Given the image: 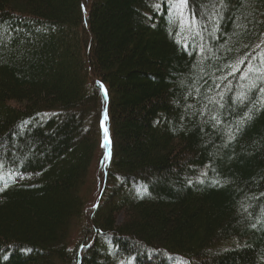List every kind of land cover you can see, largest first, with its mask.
Segmentation results:
<instances>
[{"label": "trees", "instance_id": "obj_1", "mask_svg": "<svg viewBox=\"0 0 264 264\" xmlns=\"http://www.w3.org/2000/svg\"><path fill=\"white\" fill-rule=\"evenodd\" d=\"M0 189V264H264V0H0Z\"/></svg>", "mask_w": 264, "mask_h": 264}, {"label": "rangeland", "instance_id": "obj_2", "mask_svg": "<svg viewBox=\"0 0 264 264\" xmlns=\"http://www.w3.org/2000/svg\"><path fill=\"white\" fill-rule=\"evenodd\" d=\"M99 154V150H97V152L95 153V159L97 160V156ZM96 160H94V163H93V167H92V170H90V173H89V178H88V182L87 184L91 185V190L93 189V184L96 185V182H97V175H98V170L96 168ZM10 178L12 179V181L14 182H20V181H26L28 179H30V176H26V175H21V174H16V175H12L10 176ZM93 194V193H92ZM95 194V193H94ZM93 194V195H94ZM89 195V194H88ZM118 220L120 221L121 218L119 217Z\"/></svg>", "mask_w": 264, "mask_h": 264}, {"label": "snow or ice", "instance_id": "obj_3", "mask_svg": "<svg viewBox=\"0 0 264 264\" xmlns=\"http://www.w3.org/2000/svg\"><path fill=\"white\" fill-rule=\"evenodd\" d=\"M104 120H107V115L105 114L104 116ZM103 126V125H102ZM107 128H104V136H105V145H107L108 141H107ZM106 159H107V156H106ZM0 191H2V189H0Z\"/></svg>", "mask_w": 264, "mask_h": 264}]
</instances>
